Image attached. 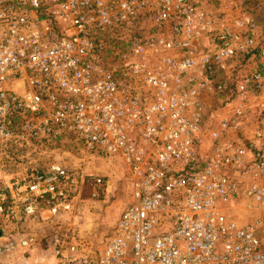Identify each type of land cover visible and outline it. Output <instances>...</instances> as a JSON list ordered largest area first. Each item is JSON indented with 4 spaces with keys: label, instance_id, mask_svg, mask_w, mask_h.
Segmentation results:
<instances>
[{
    "label": "built area",
    "instance_id": "1",
    "mask_svg": "<svg viewBox=\"0 0 264 264\" xmlns=\"http://www.w3.org/2000/svg\"><path fill=\"white\" fill-rule=\"evenodd\" d=\"M214 2L233 5L0 0V146L28 172L0 189V224L71 212L89 176L45 149L79 145L124 160L131 202L95 260L54 229L58 264H264V113L244 133L264 73L227 70L250 53L255 25L234 29L207 10ZM204 38L214 50H198ZM211 90L229 113L207 133L200 96ZM13 169L0 162V179ZM42 239L7 240L0 256Z\"/></svg>",
    "mask_w": 264,
    "mask_h": 264
},
{
    "label": "rangeland",
    "instance_id": "2",
    "mask_svg": "<svg viewBox=\"0 0 264 264\" xmlns=\"http://www.w3.org/2000/svg\"><path fill=\"white\" fill-rule=\"evenodd\" d=\"M232 1L233 5L230 9L233 6L234 8L237 7L238 12L232 19L233 23H227V25L237 29L234 24L235 20L239 18L251 19L255 25V42L250 53H239L238 59L235 60V63H230L227 70L235 68L242 73H252L254 71H261L264 73V0ZM237 1H239V4ZM211 4L213 3H209V5ZM214 4L218 5L219 3L214 2ZM219 5L223 7V4ZM210 13L218 16L223 13L224 17H222V21L224 23L226 22L224 21L226 12H220L218 14L216 11H212ZM241 32L244 33L245 29H242ZM205 47H210L214 50V45L211 40H206L204 38L203 40L197 41L198 50L199 48L203 50ZM198 54H200V51H198ZM172 55H178V53L173 52ZM243 57H246L245 60ZM190 76L195 78L198 77L196 73H192ZM200 99L203 101L204 109H206L207 114L209 115V117L207 115L206 122L208 127V131L206 132L209 133L210 129L217 126V121L220 118L228 115L229 110H224V103L221 104V101L224 100V98L213 90L202 93ZM250 102L253 106V111L255 112V114H253L254 116L250 120L254 130L257 126L255 116H258L260 113H264V90L253 94ZM3 150V147L0 146V162L10 160V164L15 169H13L7 177L2 176L0 179V189H3L2 187L6 180L13 179L15 182L22 181L28 173L25 170V162H15L14 157L12 160V157H8ZM45 151L51 153L47 155L49 159L61 160L72 166H78L86 175L89 176V178L83 186L79 199L71 212L63 213L59 215V217H52L54 224L48 225L50 227L43 228L39 235L33 231H25V234L30 233L36 235L39 239L43 238L39 241L40 246L35 247H40V249L43 248V250L34 251L35 248H32L29 251H25V249H22L21 251L15 252L16 254L10 255V261L15 260L16 257H22L24 261L25 258L27 260L30 259V264H34L36 262H41L40 264H58L57 261L59 257H56L55 246L52 244L50 236L56 228H62V232L64 231V233L69 234L67 241L70 242L72 239H76L75 244L78 245V249L76 251L77 254L85 256L88 253V255L95 260L96 251L102 249L105 245L107 236L115 224L118 216L126 205L131 202V191L127 178L126 164L121 157H97L94 156L95 154L87 152L79 145H74L72 147L66 146L59 149H45ZM30 158L41 159V156H30ZM95 177H101L104 182L102 184L95 183ZM4 220L17 223L16 221H11L7 218L3 219V221ZM2 223L3 222H1V224ZM7 237L10 238L9 235H7ZM22 237H25V235ZM2 239H6L5 234L1 237V240ZM71 248L67 249V254L73 253V249ZM82 250L84 253H82ZM18 253L19 255L21 254V256H17Z\"/></svg>",
    "mask_w": 264,
    "mask_h": 264
},
{
    "label": "crops",
    "instance_id": "3",
    "mask_svg": "<svg viewBox=\"0 0 264 264\" xmlns=\"http://www.w3.org/2000/svg\"><path fill=\"white\" fill-rule=\"evenodd\" d=\"M237 3L239 4V1H237ZM207 9L212 12V11H216L218 14L220 12H226L225 14V21L226 23H233L232 22V19L234 18L235 14L238 12V8L234 6L229 9L228 11L220 6L219 4L218 5H215L214 3L207 6ZM229 106L227 107H224V110H228ZM214 112V110H213ZM212 113V112H211ZM246 128H245V134L246 135H251L252 134V130H253V125L251 124V122H248L247 125H244ZM249 130V131H248ZM2 190H7L8 187L7 185L4 183ZM42 210L39 211V213L37 215H35L34 217L32 218H29L27 221H20V222H17V223H12V222H8V221H3V223L0 225V244H3L4 242H6L7 240H18L20 237H22L23 235H25V231H33L35 232L37 235H39V233L41 232V230L43 228H47V227H50L48 225H52L54 224V221L52 219L53 216H51L50 212H48V210L41 208ZM6 235V239H2L1 240V237L3 235ZM30 234V233H28ZM7 235L10 236L7 237ZM12 237V238H11ZM16 238V239H14ZM36 246H40V243H37L34 248ZM33 248V249H34ZM43 250V248H41ZM40 247H37L34 249V251L36 250H40ZM18 251H21V249L19 250H16V251H13V252H10V253H6L4 255H1L0 256V264H30V259H26L25 258V261L24 259H22V257H16L15 260L13 261H10V255H14L16 254L15 252H18ZM17 256H21V254L19 255V253L17 254ZM25 262V263H24ZM34 262V261H33ZM37 263V262H36ZM34 263V264H36ZM41 263V262H40ZM40 263H37V264H40Z\"/></svg>",
    "mask_w": 264,
    "mask_h": 264
},
{
    "label": "water",
    "instance_id": "4",
    "mask_svg": "<svg viewBox=\"0 0 264 264\" xmlns=\"http://www.w3.org/2000/svg\"><path fill=\"white\" fill-rule=\"evenodd\" d=\"M1 234V233H0Z\"/></svg>",
    "mask_w": 264,
    "mask_h": 264
}]
</instances>
